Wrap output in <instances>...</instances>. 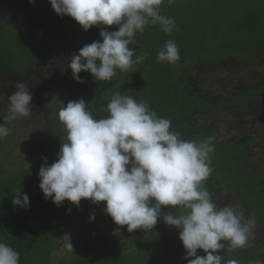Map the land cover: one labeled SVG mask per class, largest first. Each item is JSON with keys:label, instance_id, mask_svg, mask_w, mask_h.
Instances as JSON below:
<instances>
[{"label": "trees", "instance_id": "1", "mask_svg": "<svg viewBox=\"0 0 264 264\" xmlns=\"http://www.w3.org/2000/svg\"><path fill=\"white\" fill-rule=\"evenodd\" d=\"M38 2L0 0V89L17 81L26 82L30 88L44 76L64 79L60 83L64 96L53 105L51 119L42 124L48 142L67 135L58 119L63 105L84 99L95 119L106 118V106L116 92L146 102L158 117L171 120V130L184 139L199 142L213 137L212 171L204 181L205 189L218 208L220 203L223 207L238 203L245 219L255 218L254 235L245 247L230 250L228 242L222 241L225 248L218 252L221 264L233 259L239 264L264 262V150L263 145L260 151L255 147L261 136L257 132L229 136V129L210 117L234 109L233 119H241L246 112L262 119L255 126L264 124V113L250 111L254 104L264 101V81L235 86L231 79L237 65L264 58V0H175L171 5L165 0L160 12L174 20L171 34L164 33L159 25H147L129 46L138 55L147 54L142 62L127 71L116 69L110 81L95 80L90 73L81 72L82 83L72 78L67 67L71 56L100 40L102 28L116 31L117 26H93L83 31L71 17L56 13L54 23L43 24L38 14L26 16L27 12L35 14ZM63 37L67 38L69 54L60 58L56 53L61 54L66 43L56 50L54 45L57 41L58 46ZM168 40L175 41L179 51L180 59L174 64L156 60L158 50ZM226 71L228 78L223 76ZM7 115L8 108L0 106V124L5 127L9 125L5 122ZM39 183L36 171L0 165V243L19 253V264H54L55 239L61 225L76 213L105 207V202L93 204L85 199L78 207L67 200L56 206L50 198H44ZM19 189L29 197L27 208L11 202ZM223 192H227L226 197ZM170 210L164 206L162 214ZM115 226L106 232L83 229L71 256L57 264H187L182 259L186 251L178 238L179 230L162 219L150 231L129 233L126 226ZM197 255L205 253L198 249Z\"/></svg>", "mask_w": 264, "mask_h": 264}, {"label": "clouds", "instance_id": "2", "mask_svg": "<svg viewBox=\"0 0 264 264\" xmlns=\"http://www.w3.org/2000/svg\"><path fill=\"white\" fill-rule=\"evenodd\" d=\"M171 5L175 0H166ZM34 3V0H29ZM60 17L69 16L83 31L93 26H117L116 31L102 28L100 40L93 41L73 54L67 67L72 78L88 72L99 81H110L116 69L129 70L147 54H137V32L149 24L159 25L166 34L175 27L172 18L161 14L165 0H49ZM180 59L175 41L168 40L158 50V62L176 63ZM8 96V115L14 121L29 117L32 92L24 81H17ZM84 99L69 101L58 112L66 128V142L60 144L57 159L38 170L39 188L45 199L60 206L65 200L79 206L82 199L93 204L105 202L104 212L117 226L150 231L157 221L179 230L178 238L186 251L187 264H221L219 250H235L247 245L254 235L255 218L245 219L243 210L231 206L218 208L204 187L209 177L213 137L199 142L182 138L171 130L172 121L157 116L146 102L131 96L113 94L106 106L109 115L95 119ZM0 124V139L9 135ZM13 206L27 208L29 197L19 189ZM170 211L163 212L162 207ZM179 209L180 214H175ZM68 212L71 209H67ZM90 216L89 220H94ZM73 251L69 237L64 244ZM205 255H197V250ZM192 258V259H190ZM0 264H19V253L0 243ZM227 264H239L229 260ZM250 264H264L253 260Z\"/></svg>", "mask_w": 264, "mask_h": 264}, {"label": "rangeland", "instance_id": "3", "mask_svg": "<svg viewBox=\"0 0 264 264\" xmlns=\"http://www.w3.org/2000/svg\"><path fill=\"white\" fill-rule=\"evenodd\" d=\"M9 1L16 2V0ZM38 1V4L34 8L35 14L27 12L26 16H34L38 14V19L40 22H43V24L54 23V20H56L55 12L52 10L49 0ZM14 16L16 17V15ZM51 32L52 29L50 30V33ZM46 37L47 34H45L44 38ZM67 42V38L63 37L60 39L58 46L57 41L54 45L56 50V48L61 47L64 43H66L65 48L64 46L61 47L64 51L61 54L56 53V55L60 58H64L67 54H69V49H66L69 47ZM46 43H48V45L50 44L49 42ZM223 76L228 78L229 71H226ZM231 79L235 82V86H239L241 83L250 84L263 82L264 58L255 63L237 65L234 67V70L231 71ZM62 80L64 79H59L53 76H44L43 78H39L37 83L33 84V86L29 88L32 92V100L30 102L32 105L31 115L27 118L19 117L11 122L5 121L9 123L7 128H9L11 134L0 139V165L16 169L24 167L31 169L32 172H38L42 165H51L57 159L56 154L60 150V144L66 142L67 135H60L56 138V141L48 142L44 139L46 130L42 133L41 128L43 127L42 124L46 119H51V116L49 117V113L52 112V109L54 108L53 105H56V102L60 101L64 96L61 94L60 88ZM14 91V86L10 85H6L3 89H0V106L9 107L7 98ZM226 93H229V91ZM55 97L58 100H56ZM250 111L254 114L259 112V114L262 115V113H264V101L254 104ZM234 115L235 110L233 109L224 110L209 116L214 119L215 124L220 127L225 125L227 129H229L227 130L229 136H232L235 133L248 135L250 133L257 132L261 138L258 140L255 147L260 151L261 148L259 147L263 145L264 150V124L262 126L254 125L255 123H258L260 119H254L253 116H250L246 112L243 114L241 119H233ZM40 143H45L46 146L39 147V145H41ZM34 150H37V152L34 153ZM223 194H225L226 197L227 192H223ZM225 200L230 202V197L225 198ZM228 205L233 207L235 211L242 210L241 205L238 203H235L234 205V203L231 202ZM219 206L220 208L223 207L221 203ZM90 216H94L95 219L90 221ZM109 227L116 226L111 217L105 214L102 208H96L94 210L90 208L85 214L76 213L67 222L62 224L60 230L58 231L59 234L56 236L53 251V263L57 264L58 262H61L71 256L72 251H68L64 247V244L68 241V237L74 248V245L81 239L80 235L83 234V229H87L89 232H106L109 230Z\"/></svg>", "mask_w": 264, "mask_h": 264}]
</instances>
